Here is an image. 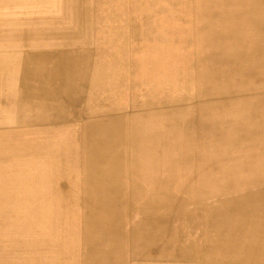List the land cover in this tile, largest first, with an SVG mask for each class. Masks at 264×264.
<instances>
[{
	"label": "rangeland",
	"instance_id": "374dc122",
	"mask_svg": "<svg viewBox=\"0 0 264 264\" xmlns=\"http://www.w3.org/2000/svg\"><path fill=\"white\" fill-rule=\"evenodd\" d=\"M241 1L0 0V264H264V38L239 47L253 50L248 62L223 32ZM117 120L127 160L113 205L112 166H95L93 182L65 156ZM136 120L164 124L175 180L173 165L142 164ZM147 173L161 183L142 182ZM109 204L126 207L124 231L105 238L104 226L88 249L84 218Z\"/></svg>",
	"mask_w": 264,
	"mask_h": 264
},
{
	"label": "bare ground",
	"instance_id": "6f19581e",
	"mask_svg": "<svg viewBox=\"0 0 264 264\" xmlns=\"http://www.w3.org/2000/svg\"><path fill=\"white\" fill-rule=\"evenodd\" d=\"M247 4V7H242L240 11H238L236 14H234L228 22L225 23L223 32H224V37L225 39H228L231 41V43L225 45V50L227 52H236V50H239V47L246 45V44H251L249 42L257 41L260 37H257V35H262L264 38V34L259 33V24L260 22L264 23V0H251L250 2H245ZM243 1L241 2H230L229 6L235 7V8H240L241 5L245 4ZM250 46V45H249ZM250 53L253 51L249 47ZM250 53L243 54L240 52L237 58H245L246 61H251L254 59L253 58H247L252 57L254 55H250ZM250 55V56H249ZM53 94V93H52ZM248 96V95H247ZM246 96V97H247ZM262 98V97H261ZM223 99V98H222ZM231 99V98H230ZM238 99V98H237ZM245 99V98H244ZM208 100V99H207ZM262 100V99H261ZM260 101V100H259ZM37 102V101H36ZM197 102V101H196ZM236 102V101H235ZM264 102V100H263ZM245 103V102H244ZM34 105V104H33ZM43 106V105H42ZM31 107V106H30ZM28 108V107H27ZM38 108V107H37ZM235 109V108H234ZM231 110V109H230ZM233 110V109H232ZM205 113V112H204ZM253 113V112H251ZM123 114V113H122ZM202 114V113H201ZM254 114V113H253ZM109 115V114H108ZM225 115V114H224ZM240 115V114H239ZM102 116V115H101ZM196 116V115H195ZM259 116V115H258ZM248 117V116H247ZM251 117V116H250ZM244 118V117H243ZM96 119V118H95ZM261 119V118H260ZM144 120H136V121H130L129 122V129L131 134L133 135L132 138V147L133 149L140 154V157L143 158L144 163H142L144 166H158L163 164V166H171V171L169 169L166 170L167 177H173L175 180L176 174H175V168L177 161L174 156H168L166 157L161 154V150L164 151V146L166 148H172V142L166 140V128L163 124V126L158 127L159 131H149L145 129L146 124L142 123ZM260 121V120H259ZM100 122V121H99ZM205 122V121H204ZM213 122V121H212ZM206 124V123H205ZM212 124V123H211ZM210 124V125H211ZM214 124V123H213ZM242 124V123H241ZM239 125V123H238ZM258 127V126H256ZM125 126L124 123L121 121H112V122H103L99 123L98 125H93V127L86 133L87 140L82 142L81 145V152L77 154L75 150V142L71 144V148L68 150V154H66L65 158H67V164H72V163H77L81 165V168L85 170L83 172V176L85 179L90 180L93 182L97 181L98 178L93 177V169L95 166H98L99 163H108L109 166H112L109 170H107V176L106 178L112 179V187L110 191V199L114 205V197L116 193H118V190H116L115 185L119 184V179H121L122 176V171L121 170V164L126 162V157L121 153L122 149V144L124 141V130ZM214 128V127H213ZM210 129V127H209ZM215 129V128H214ZM205 131V130H204ZM203 131V132H204ZM214 131V130H213ZM223 131V130H222ZM243 131V130H242ZM224 132V131H223ZM203 134V133H202ZM215 134V133H213ZM219 135V134H218ZM217 135V136H218ZM223 135V134H222ZM242 135V134H241ZM240 135V136H241ZM245 135V134H244ZM216 136V135H215ZM195 137V136H194ZM219 138V137H217ZM201 139V138H200ZM197 140V139H196ZM70 143V142H69ZM232 144V143H231ZM83 146V147H82ZM197 146V145H196ZM243 146V145H242ZM249 146V145H248ZM259 146V145H258ZM257 146V147H258ZM217 148V147H216ZM257 151V150H256ZM202 152V151H200ZM199 152V153H200ZM202 154V153H201ZM196 155V154H195ZM194 155V156H195ZM237 156V155H236ZM240 156V155H239ZM135 158V157H133ZM215 158V157H214ZM225 158V157H224ZM235 158V157H234ZM197 159V158H196ZM205 159V158H204ZM255 160V159H254ZM196 161V160H194ZM231 161V160H230ZM256 161V160H255ZM81 163V164H80ZM132 164H135V160L132 159L131 162ZM230 164V163H229ZM229 164H227L229 166ZM201 165V164H200ZM203 166V165H202ZM201 166V167H202ZM218 166V165H217ZM234 166V165H233ZM116 167V168H115ZM205 167V166H204ZM244 167V166H243ZM206 168V167H205ZM246 168V167H244ZM243 168V169H244ZM239 169V168H238ZM242 169V170H243ZM248 169V168H247ZM257 169V168H256ZM231 170V169H230ZM220 171V170H219ZM100 172V177H101V170L99 169ZM224 172V170H223ZM256 172V171H255ZM245 173V172H244ZM224 174V173H223ZM248 174V173H246ZM258 174V173H257ZM117 175V177H116ZM157 173H147L140 178L142 182L144 181H155L156 184L161 183L160 180L157 181V178L154 177L156 176ZM233 175V174H232ZM255 175V174H254ZM260 175V174H258ZM219 176V175H218ZM116 177V178H115ZM220 177V176H219ZM222 177V176H221ZM225 177V176H224ZM248 177V175H247ZM43 178V177H41ZM244 178V177H243ZM130 182L129 184L132 186L133 190H139L140 185H138L137 181L135 180V176L127 178ZM253 179V178H252ZM251 179V180H252ZM216 180V179H215ZM250 180V181H251ZM255 180V179H254ZM260 180V178H259ZM258 180V181H259ZM226 181V179H225ZM231 181V180H229ZM242 181V180H240ZM172 182V181H170ZM168 182V183H170ZM201 182V181H200ZM257 182V180H256ZM249 183V182H247ZM203 184V183H202ZM239 185V184H238ZM221 188V187H220ZM235 188V187H234ZM246 188V187H245ZM237 189V188H236ZM226 190V189H225ZM241 190V189H240ZM106 189L104 188L102 193H105ZM221 191V190H220ZM242 191V190H241ZM95 193V192H94ZM200 193V192H199ZM221 193V192H220ZM196 196V195H195ZM214 196V195H213ZM216 197V196H215ZM258 198V197H257ZM255 198V199H257ZM117 200L115 201L116 204H118L121 201L124 200ZM127 202H130L129 199L126 200ZM197 201V200H196ZM204 202V200H202ZM244 201V200H243ZM146 202H149L150 206L155 202L157 204V207L160 202V197L156 196L155 200H146ZM172 202V201H170ZM227 203V202H225ZM146 204V206H144ZM228 204V203H227ZM112 204L107 205L104 207V209L99 208L98 206L95 207V210L92 212V215H87L86 218H84V222L86 227L83 226V229L81 230L83 232V236H85V244L88 247V249H93L94 246H97L99 243V240L103 239V236H99L98 232L99 230L102 229L104 226H106L107 232H109L105 238L107 237H120L121 231H124L123 225L125 221L123 220V217L121 216L123 210L126 207H118L117 205L114 207ZM224 205V204H223ZM148 204L144 203L143 207H147ZM264 206V205H263ZM113 207V209H112ZM220 208V207H219ZM97 209V210H96ZM144 209V208H143ZM261 209V208H260ZM255 210V209H254ZM208 212V211H207ZM221 212V210H220ZM229 213V212H228ZM226 213V214H228ZM259 213V212H258ZM209 215V214H208ZM224 215V214H223ZM260 215V214H258ZM257 215V216H258ZM216 216V215H215ZM214 216V217H215ZM226 216V215H225ZM244 216V215H243ZM232 217V216H231ZM225 218V217H224ZM194 219V218H193ZM192 219V220H193ZM206 219V218H204ZM218 219V218H217ZM146 222L143 224L144 227L146 228H152L156 226V219H145ZM144 220V221H145ZM203 220V219H202ZM261 220V219H260ZM198 221V220H197ZM231 221V220H230ZM233 221V220H232ZM211 222V220H210ZM223 222V221H222ZM262 222V220H261ZM129 224L130 228L134 229L138 225H132L129 222H126ZM232 223V222H231ZM252 221L250 222V224ZM255 223V222H254ZM142 224V223H140ZM261 224V223H260ZM259 224V225H260ZM230 225V224H229ZM263 225V223H262ZM128 226V225H127ZM239 226V225H238ZM261 226V225H260ZM240 227V226H239ZM262 227V226H261ZM68 233L70 234L68 237L69 245L67 246L66 250L71 251L74 247V231L75 227L74 225H69L67 227ZM205 228V227H204ZM210 229V228H209ZM218 229V228H217ZM221 229V228H220ZM233 229V228H232ZM152 230V229H151ZM246 230V229H245ZM234 231V230H233ZM159 232L158 230H155L151 235L154 233ZM207 232V231H206ZM86 233V234H85ZM120 233V235H119ZM233 233V232H232ZM147 234V233H146ZM144 234L140 241L145 244L146 240L149 238L148 233V238L146 239L147 235ZM192 234V233H191ZM243 234V233H242ZM241 234V235H242ZM204 235V234H203ZM203 237V236H202ZM205 237V236H204ZM217 237V236H216ZM238 237V236H237ZM251 237V236H250ZM146 239V240H144ZM156 239H158V236H156ZM254 239V238H253ZM261 239V238H260ZM203 240V239H202ZM193 241V240H192ZM207 241V240H206ZM214 241V240H213ZM210 242V241H208ZM261 243V242H260ZM194 245V244H193ZM215 245V244H214ZM228 245V244H227ZM243 245V244H242ZM248 245V244H247ZM261 245V244H260ZM256 246H258L256 244ZM223 247V246H222ZM248 247V246H247ZM261 247V246H260ZM215 248V247H214ZM246 248V247H245ZM259 248V247H258ZM213 249V248H212ZM221 249V248H220ZM234 249V248H233ZM250 249V248H249ZM262 249V248H260ZM217 250V249H216ZM242 250V249H241ZM227 251V250H226ZM237 251V250H236ZM255 251V250H254ZM209 252V251H208ZM214 252V251H213ZM248 252V251H247ZM105 252H103L104 254ZM113 251L111 250V254ZM225 254V253H223ZM231 254V253H230ZM234 254V253H232ZM249 254V253H248ZM260 254V253H259ZM92 256H96L94 253ZM215 256V255H214ZM221 256V255H220ZM229 256V255H228ZM236 256V255H235ZM234 256V257H235ZM102 257V256H101ZM261 257V255L259 256ZM103 258H107L106 255H103ZM257 258V257H256ZM214 259V258H213ZM224 259V258H223ZM235 259V258H234ZM251 260V259H249ZM241 261V260H240ZM218 262V261H217ZM229 262V261H228ZM239 264V263H238Z\"/></svg>",
	"mask_w": 264,
	"mask_h": 264
}]
</instances>
